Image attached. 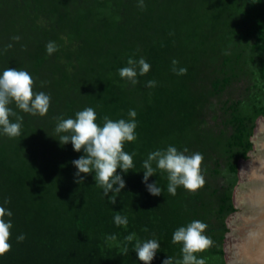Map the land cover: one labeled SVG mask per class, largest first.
Masks as SVG:
<instances>
[{"label": "trees", "instance_id": "obj_1", "mask_svg": "<svg viewBox=\"0 0 264 264\" xmlns=\"http://www.w3.org/2000/svg\"><path fill=\"white\" fill-rule=\"evenodd\" d=\"M138 3L0 0V73L9 67L25 70L35 81L34 91L51 97L45 116L11 105L23 117L21 135L0 133V206L13 213L12 248L0 264H142L135 240L125 239L130 234L157 239L161 247L152 264H162L167 256L181 257L172 235L193 220L206 223V235L214 241L198 256L206 264H227L225 219L237 210L238 160L249 157L257 119L264 116V0H144L143 10ZM49 42L57 46L50 55ZM141 57L151 68L133 86L118 70L129 58ZM173 60L186 75L172 71ZM245 75L253 81L250 95L223 101L229 132L215 131L206 119L211 98ZM149 80L156 87L148 88ZM86 107L95 110L101 125L105 115L127 120L130 109L137 113V140L124 146L135 153V167L123 174L126 187L115 205L96 186L94 173L84 183L74 182L71 161L83 152L71 143L61 145L54 131L58 117L74 118ZM170 145L201 153L203 174H219L225 157L233 176L228 186L210 191L204 185L194 193L178 187L172 196L167 175L158 172L149 183L157 181L162 195H150L142 183V162ZM116 215L127 216V225L117 226ZM245 217L232 222L238 227ZM21 234L25 239L18 242Z\"/></svg>", "mask_w": 264, "mask_h": 264}, {"label": "clouds", "instance_id": "obj_2", "mask_svg": "<svg viewBox=\"0 0 264 264\" xmlns=\"http://www.w3.org/2000/svg\"><path fill=\"white\" fill-rule=\"evenodd\" d=\"M138 7L143 10L144 0H139ZM13 39L18 40L19 37ZM56 50L57 46L54 42L46 45L49 55ZM178 63L176 60L172 61V71L176 75H186L187 69L177 68ZM150 68V64L142 57L139 60L129 58L127 66L120 68L118 73L121 79L135 86L139 83L138 78L146 75ZM156 83L154 80H149L146 86L154 88ZM34 85L33 77L25 70L9 67L0 73V133L3 135L9 138L21 135L23 117L11 107L13 104L16 109L33 116H45L48 113L51 97L43 91H34ZM136 116V111L132 109L128 112L127 120L123 118L112 120L105 115L101 125L97 123L95 110L86 107L76 112L74 118L58 117L54 129L61 145L71 143L74 151L83 152L78 159L71 161L77 169L74 173V182L84 183L87 175L94 173L96 186L103 190L105 197H109L112 205L117 203L118 194L126 187L123 174L135 167L133 160L135 153L129 154L124 150V146L137 140ZM188 151L186 147L181 151L170 145L166 149H157L147 155L142 162V183L150 195L157 197L162 195V189L157 181L149 183V178L156 176L158 172L167 175V192L172 196L176 195L178 187L194 193L205 185L202 169L204 157L199 152L188 154ZM9 202L6 199L4 204ZM12 215L9 209L0 206V256H4L12 248L10 243ZM114 222L117 226L127 225L128 218L116 215ZM207 228L208 225L200 220H193L186 226L178 227L173 232L172 243L181 246V257L176 259L167 256L162 264H206V260L198 254L207 251L214 244L212 238L206 235ZM16 239L18 242H23L25 236L21 234ZM125 239L127 242L135 240L134 251L142 264H152L161 247L155 238L138 240L135 234H130ZM126 252L127 247H125Z\"/></svg>", "mask_w": 264, "mask_h": 264}, {"label": "water", "instance_id": "obj_3", "mask_svg": "<svg viewBox=\"0 0 264 264\" xmlns=\"http://www.w3.org/2000/svg\"><path fill=\"white\" fill-rule=\"evenodd\" d=\"M263 123L264 116H260L257 119L254 135L252 136L253 149L249 152V157L247 159H242L241 164L239 165V175L241 176L242 180L237 186L236 191L233 193V201L237 210L230 216L228 224L229 232L226 234L224 243L227 264H264V212L260 217L263 219V224L261 225L259 232L260 237L258 236V238L255 240L251 239L248 244H244V242H242L243 244L241 243L240 246H237V243H239L237 230L241 227H237V225H234L232 222H241L242 217H245V212L250 213V210L247 209L246 203L243 201L244 194L241 195L240 191L242 188L248 190V185L243 183H249L251 180V177H249L248 173L244 175V167H247V164L252 163L256 159L264 162V157L259 155V152L264 151V131H262Z\"/></svg>", "mask_w": 264, "mask_h": 264}, {"label": "rangeland", "instance_id": "obj_4", "mask_svg": "<svg viewBox=\"0 0 264 264\" xmlns=\"http://www.w3.org/2000/svg\"><path fill=\"white\" fill-rule=\"evenodd\" d=\"M251 85H253V81L250 79L249 75L240 76L238 79L233 80L232 83L220 95L211 98L213 107H209V109L207 110L206 119L208 120L209 125L212 126L215 131L226 129L227 132H229V127L227 128L225 126L226 111L222 109L223 101L228 99L230 100L243 99L249 96L250 91H247V87ZM241 160L242 158L238 160V166L241 164ZM211 165L212 168L216 167L213 161ZM218 169L220 171L219 174H213L212 172L203 174L206 180L205 185L210 187L209 188L210 191H212L213 188H218L220 191H223V187L228 186L230 179L233 177L232 174H230L229 172L227 166V159L225 157L221 158L220 166ZM241 180L242 178L238 174V178L233 193L236 191V188L240 184ZM231 215L232 214H230L225 219L227 227ZM212 221L214 227H216V232H218V230L221 229L220 221L217 220L216 216L215 218H213ZM216 232L215 234L218 235V233Z\"/></svg>", "mask_w": 264, "mask_h": 264}, {"label": "bare ground", "instance_id": "obj_5", "mask_svg": "<svg viewBox=\"0 0 264 264\" xmlns=\"http://www.w3.org/2000/svg\"><path fill=\"white\" fill-rule=\"evenodd\" d=\"M262 131H264V123L262 125ZM261 156L264 157L263 153ZM250 168L251 172L249 177H251V180L249 183L245 182V185H248L249 189L246 190L244 194V202L250 210V213L239 225L241 228H238L239 243H237V246H240L242 242H244V244H248L251 239H257L260 227L263 224V219L260 217L264 212V184L260 186L259 176L264 181V162L256 159L250 164Z\"/></svg>", "mask_w": 264, "mask_h": 264}]
</instances>
